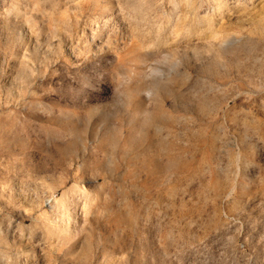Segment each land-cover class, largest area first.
<instances>
[{
    "label": "rangeland",
    "instance_id": "1",
    "mask_svg": "<svg viewBox=\"0 0 264 264\" xmlns=\"http://www.w3.org/2000/svg\"><path fill=\"white\" fill-rule=\"evenodd\" d=\"M0 264H264V0H0Z\"/></svg>",
    "mask_w": 264,
    "mask_h": 264
}]
</instances>
